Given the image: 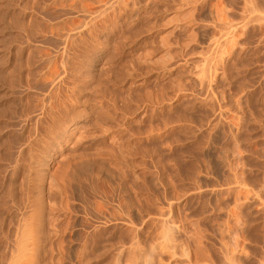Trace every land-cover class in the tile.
<instances>
[{"label": "rangeland", "instance_id": "1", "mask_svg": "<svg viewBox=\"0 0 264 264\" xmlns=\"http://www.w3.org/2000/svg\"><path fill=\"white\" fill-rule=\"evenodd\" d=\"M0 264H264V0H0Z\"/></svg>", "mask_w": 264, "mask_h": 264}]
</instances>
